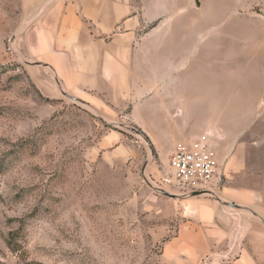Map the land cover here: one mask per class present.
I'll return each mask as SVG.
<instances>
[{
  "label": "rangeland",
  "instance_id": "rangeland-1",
  "mask_svg": "<svg viewBox=\"0 0 264 264\" xmlns=\"http://www.w3.org/2000/svg\"><path fill=\"white\" fill-rule=\"evenodd\" d=\"M57 1L0 0V264H218L240 231L245 243L264 233V0H156L157 53L181 76L203 73L204 101L247 107L223 112L230 132L244 133L223 159L215 195L191 197L162 183L178 132L150 126L146 115L136 125L129 102L98 109L64 94L36 61L31 34ZM227 191L250 195L252 207L226 205ZM215 207L245 217L228 215L223 241L220 221L200 238L184 236L199 210Z\"/></svg>",
  "mask_w": 264,
  "mask_h": 264
},
{
  "label": "crops",
  "instance_id": "crops-1",
  "mask_svg": "<svg viewBox=\"0 0 264 264\" xmlns=\"http://www.w3.org/2000/svg\"><path fill=\"white\" fill-rule=\"evenodd\" d=\"M157 18L156 0H59L46 11L32 32L29 49L38 55L36 61L52 73L63 92L98 109H102L100 104L108 102L131 103L136 125L141 127L140 121L148 116L150 126L178 132L179 137L170 146L171 154L178 142L209 133L212 148L225 163L223 159L230 157L232 142L236 143L244 131L237 136V132H230L227 126L232 123L231 117L223 112L247 107L238 99L224 105L216 100L204 101L205 97H201L204 89L199 85L205 78L203 73L181 76L171 59L157 53L160 46L154 36L162 20ZM243 96L240 95L241 99ZM196 97L201 107L192 106ZM199 109L216 114L210 118L209 114L192 113ZM204 117L205 121L210 118L206 128L200 133L194 132L191 126ZM145 133L161 156L162 146L154 131ZM231 165L232 160L227 166ZM225 195L230 202L222 198L224 203L235 202L242 208L253 205L254 199L248 194L227 191ZM236 212L203 208L197 212L195 223L186 227L184 236L192 238L197 231L200 238L203 228L220 221L217 228L223 241L229 230L224 223L231 221L228 215L236 221L245 217L242 212ZM239 227L245 228L242 223ZM241 232L237 234L239 242L218 255L227 261L221 260L218 264H264V233L260 229L255 231L252 234L257 241L253 242L252 238L245 243ZM200 252L197 248L189 254L192 261L199 258Z\"/></svg>",
  "mask_w": 264,
  "mask_h": 264
},
{
  "label": "built area",
  "instance_id": "built-area-1",
  "mask_svg": "<svg viewBox=\"0 0 264 264\" xmlns=\"http://www.w3.org/2000/svg\"><path fill=\"white\" fill-rule=\"evenodd\" d=\"M170 167L162 180L166 188L186 197L192 194L214 196L224 163L212 148L211 135L206 133L178 142L171 154Z\"/></svg>",
  "mask_w": 264,
  "mask_h": 264
},
{
  "label": "water",
  "instance_id": "water-1",
  "mask_svg": "<svg viewBox=\"0 0 264 264\" xmlns=\"http://www.w3.org/2000/svg\"><path fill=\"white\" fill-rule=\"evenodd\" d=\"M64 94H65V92H64ZM67 95V94H66ZM67 96H69V97H72V96H70V95H67ZM73 98V97H72ZM159 190V189H158ZM162 194H164L165 196H169V197H172V198H178L177 196H175V195H173V194H169L168 192H165V191H163V190H159ZM200 194H192V195H190V196H188V197H191V196H199ZM226 205H228V206H231V207H233V208H237L238 206H236V205H234V204H226Z\"/></svg>",
  "mask_w": 264,
  "mask_h": 264
},
{
  "label": "trees",
  "instance_id": "trees-1",
  "mask_svg": "<svg viewBox=\"0 0 264 264\" xmlns=\"http://www.w3.org/2000/svg\"><path fill=\"white\" fill-rule=\"evenodd\" d=\"M145 135V134H144ZM145 137H147L146 135H145ZM147 139L150 141V139L147 137Z\"/></svg>",
  "mask_w": 264,
  "mask_h": 264
}]
</instances>
